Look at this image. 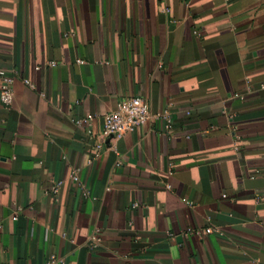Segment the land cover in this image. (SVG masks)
Returning a JSON list of instances; mask_svg holds the SVG:
<instances>
[{
	"label": "crops",
	"instance_id": "1",
	"mask_svg": "<svg viewBox=\"0 0 264 264\" xmlns=\"http://www.w3.org/2000/svg\"><path fill=\"white\" fill-rule=\"evenodd\" d=\"M0 72V264H264V0H0Z\"/></svg>",
	"mask_w": 264,
	"mask_h": 264
},
{
	"label": "built area",
	"instance_id": "2",
	"mask_svg": "<svg viewBox=\"0 0 264 264\" xmlns=\"http://www.w3.org/2000/svg\"><path fill=\"white\" fill-rule=\"evenodd\" d=\"M50 64L53 65L51 62ZM26 83L29 84L27 80ZM13 78L3 75L0 72V102L2 105L9 107L13 101ZM167 117V112L162 114ZM151 118L147 102L139 96L125 97L119 101L117 107L104 116L101 136L110 140H116L124 133L134 130L137 126L146 123ZM74 181L78 180L76 170L70 174ZM60 182H54L51 189L57 192ZM211 226L203 230L204 233L212 232ZM94 238V237H92ZM55 260L51 255L45 264H50Z\"/></svg>",
	"mask_w": 264,
	"mask_h": 264
}]
</instances>
